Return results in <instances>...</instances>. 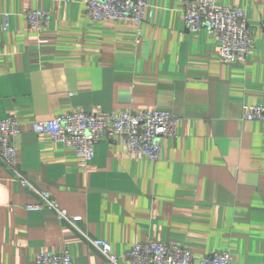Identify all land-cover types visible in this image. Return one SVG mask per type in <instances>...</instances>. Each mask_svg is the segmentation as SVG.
<instances>
[{"label": "crops", "instance_id": "obj_1", "mask_svg": "<svg viewBox=\"0 0 264 264\" xmlns=\"http://www.w3.org/2000/svg\"><path fill=\"white\" fill-rule=\"evenodd\" d=\"M86 1L0 0V119L27 125L15 139L19 170L83 217L74 226L27 209L39 196L0 158V264H37L43 248L111 264L90 238L109 242L122 264H135L123 255L148 238L196 260L228 250L234 264H264V121L244 119L264 104V0H217L245 10L253 29V50L235 63L209 33L187 29L183 0H149L140 35L132 21L93 20ZM30 9L49 11L50 25L32 28ZM154 108L181 117L158 162L129 155L113 133L87 161L29 126Z\"/></svg>", "mask_w": 264, "mask_h": 264}, {"label": "built area", "instance_id": "obj_2", "mask_svg": "<svg viewBox=\"0 0 264 264\" xmlns=\"http://www.w3.org/2000/svg\"><path fill=\"white\" fill-rule=\"evenodd\" d=\"M87 12L95 21L127 20L136 23L138 34L151 15L149 0H87ZM183 12L190 32L206 31L219 43L220 58L224 63L246 61L254 47L253 29L247 22L246 11L233 5H219L217 0H183ZM25 17L29 25L43 30L50 25V13L43 9H30ZM8 22L5 23V28ZM247 121H264V104L249 107L244 116ZM181 117L169 110L150 109L121 113L67 112L52 119L35 120L31 130L48 135L66 147L74 148L87 161L95 156L96 144L108 133L120 136L129 155L161 159L163 140L174 137ZM27 126L16 117L0 119V158L16 173L21 185L36 193L40 201L26 205L29 210L46 209L62 220L77 225L80 215H71L62 208L51 192L37 188L18 167L15 139ZM111 264H122V257L113 252L104 239L90 238ZM135 264H234L230 251H216L196 260L191 250L178 243H162L145 239L134 244L123 255ZM37 264H74L68 249L54 252L43 248Z\"/></svg>", "mask_w": 264, "mask_h": 264}]
</instances>
